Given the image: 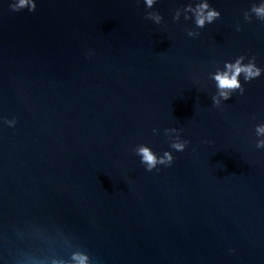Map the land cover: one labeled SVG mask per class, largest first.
<instances>
[{
  "label": "water",
  "instance_id": "water-1",
  "mask_svg": "<svg viewBox=\"0 0 264 264\" xmlns=\"http://www.w3.org/2000/svg\"><path fill=\"white\" fill-rule=\"evenodd\" d=\"M18 3L0 0V264H264V0ZM203 3L220 15L200 27ZM238 60L260 75L225 99ZM142 146L172 163L147 170Z\"/></svg>",
  "mask_w": 264,
  "mask_h": 264
},
{
  "label": "clouds",
  "instance_id": "clouds-1",
  "mask_svg": "<svg viewBox=\"0 0 264 264\" xmlns=\"http://www.w3.org/2000/svg\"><path fill=\"white\" fill-rule=\"evenodd\" d=\"M29 0H19L18 5H13V10L18 11L21 7L28 5ZM146 3L149 7L152 6L153 0H146ZM208 9V4L203 3L198 5L196 10V23L198 26L203 27L205 21L211 22L214 18L220 15L218 11L215 9L208 10L205 13V10ZM35 10V4L33 3L29 8V11ZM258 15L264 16V5L260 7H254L253 9ZM157 21H159L160 17L157 15L155 17ZM228 71L223 73H218L215 76L219 89H221L220 95H222L225 99L228 98V92L224 91L226 89H236L240 87V83L238 80L241 72L245 74V79L250 80L252 78L258 77L260 75V69L255 68L253 64L243 65L238 60L235 64L227 65ZM218 102V101H217ZM259 133H264V126H260L257 128ZM172 147L176 149V151H183L185 147V142H176L172 144ZM257 147H264V141H259ZM138 153L142 157V163L147 165V170L151 171L156 165L165 164L170 165L173 161V157L170 153L165 152L163 157L157 158L156 155L148 148V147H140L138 149ZM73 260L76 261V264H87L88 257L81 253H76L73 255Z\"/></svg>",
  "mask_w": 264,
  "mask_h": 264
}]
</instances>
